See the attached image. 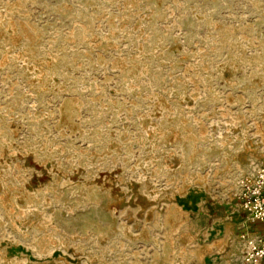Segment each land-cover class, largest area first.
I'll return each mask as SVG.
<instances>
[{
  "label": "rangeland",
  "instance_id": "obj_1",
  "mask_svg": "<svg viewBox=\"0 0 264 264\" xmlns=\"http://www.w3.org/2000/svg\"><path fill=\"white\" fill-rule=\"evenodd\" d=\"M263 160L264 0H0V264L238 262Z\"/></svg>",
  "mask_w": 264,
  "mask_h": 264
},
{
  "label": "built area",
  "instance_id": "obj_2",
  "mask_svg": "<svg viewBox=\"0 0 264 264\" xmlns=\"http://www.w3.org/2000/svg\"><path fill=\"white\" fill-rule=\"evenodd\" d=\"M234 197L251 219L264 224V160L253 175L240 181ZM243 258L249 264L264 259V226L258 236L246 238Z\"/></svg>",
  "mask_w": 264,
  "mask_h": 264
},
{
  "label": "crops",
  "instance_id": "obj_3",
  "mask_svg": "<svg viewBox=\"0 0 264 264\" xmlns=\"http://www.w3.org/2000/svg\"><path fill=\"white\" fill-rule=\"evenodd\" d=\"M248 221H251L253 223V227L251 228L249 233H245L246 235H249V237H256L259 235V233L261 232V230L263 229L264 224L260 221H254L253 219H251V217H247ZM246 230H248V227L246 228ZM223 264H249L247 262L244 261V258H242L240 261L238 262H226ZM258 264H264V259L258 263Z\"/></svg>",
  "mask_w": 264,
  "mask_h": 264
}]
</instances>
